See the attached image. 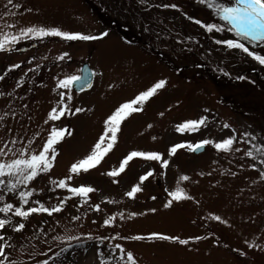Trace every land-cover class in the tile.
<instances>
[{"label": "rangeland", "instance_id": "rangeland-1", "mask_svg": "<svg viewBox=\"0 0 264 264\" xmlns=\"http://www.w3.org/2000/svg\"><path fill=\"white\" fill-rule=\"evenodd\" d=\"M137 1L144 12L130 1L127 18L111 12L107 24V16L94 15L84 0H0V38L27 27L100 37L28 36L0 52V162L39 154L53 130L65 131L48 172L13 190L8 184L15 177L0 178V208L13 206L0 212L3 264H129L127 253L136 264H264V65L217 43L239 39L264 57V41L237 38L198 0ZM117 20L132 34L144 30L143 43L120 36L112 25ZM202 24L224 30L209 32ZM85 63L95 77L92 89L75 93L72 83L60 86L80 77ZM160 81L163 88L133 105L139 110L120 123L100 163L72 173L102 136L111 143L106 121L116 110ZM54 109L65 115L50 120ZM201 119L206 123L199 130H178ZM229 138L230 151L215 147ZM204 141L205 153L194 155ZM133 152L160 159L134 157L120 171ZM80 187L95 191L81 197L69 190ZM134 187L140 191L130 197ZM177 189L188 198L174 200ZM32 208L38 211L27 218L15 215ZM55 208L60 211L51 215L41 210Z\"/></svg>", "mask_w": 264, "mask_h": 264}, {"label": "snow or ice", "instance_id": "snow-or-ice-1", "mask_svg": "<svg viewBox=\"0 0 264 264\" xmlns=\"http://www.w3.org/2000/svg\"><path fill=\"white\" fill-rule=\"evenodd\" d=\"M199 3L205 5L209 8L215 16H217L220 20L224 22V24L230 26V30L233 31L234 35L237 38H243L248 41H264V0H198ZM8 3L11 4L12 0H8ZM175 7V6H173ZM196 23H200V21H196ZM14 25H7V27L11 28ZM205 27L207 31L211 32L213 30L223 31L224 29L218 25H201ZM103 35H107L104 33ZM31 36L33 38H43V37H59L66 41H90L96 40L100 37L91 36V35H82V34H73L69 32L61 31L58 28H50L46 29L44 27H27L26 29H21L19 35H8L7 33L2 34V38H0V52L8 51L9 46L15 45L19 42L20 39L24 37ZM217 43H223L229 49H238L251 56L253 59L257 60L260 64L264 65V57L255 55L253 52L249 50L248 47L245 46L244 43L239 42L237 40H227V41H217ZM63 59V57H60ZM18 67V65L16 66ZM0 79H3L0 76ZM81 77L79 76H71L68 79H65L60 82V86L63 88H67L70 83L80 82ZM165 82H158L153 88L146 91L142 95L138 96L135 101L132 103H126L122 105L116 112L106 121V136L110 134L111 143L105 144V136H102L100 142L95 145V148L87 158L74 164L71 168V172L74 174H78L81 171L87 172L90 168L96 167L100 161L103 159L104 155L109 152L113 144L116 141V133L119 130L120 123L127 118V115L131 112L138 111L137 107L133 105H140L152 95H154L157 89L163 88ZM79 111V109L77 110ZM65 115L64 111L56 112L54 109L52 113L49 115L50 120H57L61 116ZM3 119V117H0ZM206 123L205 119H201L199 121H191L186 122L184 125L179 126L178 130L184 131H196L199 130L200 127L204 126ZM225 127H228L225 125ZM65 131L64 130H53L47 142L44 144L42 151L39 154H32L30 158H14L9 162H0V178L8 176L15 177L16 183H9V190H13L16 188L17 184H27L37 177L41 172H48L51 167V160L55 158V145L60 142L64 138ZM15 143V141H13ZM208 141H204L201 144H197L194 148L189 145L188 147L193 148V150H199L207 144ZM234 143V138H229L222 143L215 144V147L218 150L230 151L232 145ZM177 147H184V145H179ZM172 153L176 152V147L171 149ZM51 154V156L49 155ZM5 152L0 149V157H3ZM248 156H252V152L247 153ZM134 157H142L146 160H159L160 156L158 154H144V153H131L121 164L120 171L124 170V167L128 164L130 160ZM166 166V164H165ZM117 172H110L108 175L115 176ZM150 175V173H149ZM147 177H142L146 179ZM183 179H187L184 177ZM5 184L3 179H0V185ZM59 186L61 188L65 187V182L60 181ZM71 192L81 196L86 197L89 193L95 191L91 187H80V188H71L69 189ZM140 191L139 187H134L131 192L128 193L130 197H134L135 193ZM32 193H21L22 200L27 199ZM174 200H182L187 199L182 190L177 189V191L171 193ZM12 205L8 204L5 208H0V212H6L12 209ZM45 212H48L51 215L52 211H60V208H55L51 211L48 209H41ZM96 210H99V206H96ZM38 209L32 208L30 211H21L20 209H16V216H23L27 218L30 214L36 213ZM214 219H219V217H213ZM6 221L0 220V229L5 227ZM107 223V221H106ZM24 226L20 225L16 228V231H20ZM155 238L161 240H170V237L167 236H159L157 235ZM4 237L0 236V240H3ZM134 239H143L142 237H134ZM181 244L187 243V241H179ZM117 248H120L119 245H116ZM123 253V249H120ZM0 257H5L4 248L0 246ZM6 259V257H5ZM127 261L129 264H136V261L133 258L131 253H127ZM0 264H3V261L0 260Z\"/></svg>", "mask_w": 264, "mask_h": 264}, {"label": "trees", "instance_id": "trees-1", "mask_svg": "<svg viewBox=\"0 0 264 264\" xmlns=\"http://www.w3.org/2000/svg\"><path fill=\"white\" fill-rule=\"evenodd\" d=\"M118 0H84L86 3L87 7L89 6L90 10L93 12L94 15L96 16H107L106 19H103V21H106L107 24L109 22V15L115 13L116 15H121V17L124 18V16L127 18L126 14L131 13V7L133 4L130 1H133L135 3L134 7L137 10H141V12H144L143 9L139 8V4L143 7V3H139L137 0H119V4L117 5V9H115L114 5ZM149 4H145L144 8H146ZM125 13V14H123ZM109 18V19H108ZM147 19L150 18V16H146ZM101 19V18H100ZM111 23V22H109ZM148 23L147 25H149ZM113 27L116 28L117 32L122 35L123 38H126V41L129 40L131 45H140L142 42V38L144 35H146L145 31L142 30H136L135 34H132V28L129 24L126 23H118V20L115 21L113 24ZM150 30L151 29V24L149 26ZM116 32V31H115ZM143 43V42H142ZM234 83V81L232 82ZM229 85V84H228ZM226 85V86H228ZM250 85L255 87V84L250 82Z\"/></svg>", "mask_w": 264, "mask_h": 264}, {"label": "water", "instance_id": "water-1", "mask_svg": "<svg viewBox=\"0 0 264 264\" xmlns=\"http://www.w3.org/2000/svg\"><path fill=\"white\" fill-rule=\"evenodd\" d=\"M81 81L80 82H73L72 83V89L73 91H75L76 93H81V92H85L88 91L90 89H92L93 85H94V74L93 71L89 65V63H85L81 69ZM206 151V146L204 145L203 148L199 149V150H193V153L195 155H201Z\"/></svg>", "mask_w": 264, "mask_h": 264}, {"label": "bare ground", "instance_id": "bare-ground-1", "mask_svg": "<svg viewBox=\"0 0 264 264\" xmlns=\"http://www.w3.org/2000/svg\"><path fill=\"white\" fill-rule=\"evenodd\" d=\"M81 263H83V261H81Z\"/></svg>", "mask_w": 264, "mask_h": 264}]
</instances>
